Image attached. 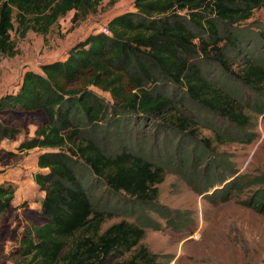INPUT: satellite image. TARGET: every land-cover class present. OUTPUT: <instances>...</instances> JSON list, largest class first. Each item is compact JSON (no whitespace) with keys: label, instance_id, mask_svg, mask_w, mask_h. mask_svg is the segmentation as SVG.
I'll return each instance as SVG.
<instances>
[{"label":"trees","instance_id":"1","mask_svg":"<svg viewBox=\"0 0 264 264\" xmlns=\"http://www.w3.org/2000/svg\"><path fill=\"white\" fill-rule=\"evenodd\" d=\"M102 1L0 0V55L16 52L11 37L15 23L21 36L29 30L46 34L67 12L74 10L75 16L95 12ZM263 6L264 0H134L133 10L108 20L109 34H88L64 58L42 64L40 72L26 70L16 90L0 95V141L14 140L21 133L3 120L4 114L43 115L33 136L18 144L20 150L48 149L37 159L38 168L44 171L34 174L35 183L44 191L40 214L45 222L25 229L19 241L18 255L26 264H106L133 249L138 251L129 259L113 264H156V254L140 244L145 233L142 225L122 219L102 228L104 211L95 208L81 176L88 171L110 195L152 202L164 169L144 152L126 148L105 152L89 133L101 129L112 109L125 121L134 117L144 123L147 118L161 117L174 130L193 138L195 121L175 113L180 105L159 89L168 83L182 87L186 100L205 114L224 121V130L215 131L219 142L228 135L239 138L245 133L246 139L241 140L252 142L256 134L247 131L253 128L247 108L264 111V58L239 52L241 63L234 68L218 43L225 37L240 51L238 39L228 29ZM200 32L214 37L216 61L229 78L253 93L251 102L202 75L193 62L200 52L208 55ZM90 87L108 92L112 105ZM179 100L185 104V99ZM246 178L249 182L247 176L236 175L226 189H239ZM258 178L264 183V175ZM15 192L14 184H0V215L16 207ZM246 205L264 213V190L257 189Z\"/></svg>","mask_w":264,"mask_h":264},{"label":"rangeland","instance_id":"2","mask_svg":"<svg viewBox=\"0 0 264 264\" xmlns=\"http://www.w3.org/2000/svg\"><path fill=\"white\" fill-rule=\"evenodd\" d=\"M133 9L134 0H103L95 12H78L77 16L74 10L67 12L46 34L29 30L21 36L15 23L11 37L16 52L13 56L0 55V95L16 90L26 70L40 72L42 64L64 58L75 42L99 32L111 17ZM227 32L238 39L240 51L233 49L225 37L218 47L222 48L224 58L232 60L234 68L239 67L242 55L264 58V6ZM199 35L207 43L208 55L200 52L193 62L202 75L238 93L243 101L251 102L253 93L229 78L216 61L214 37L205 32ZM90 88L112 105L108 92ZM159 89L172 95L180 105L175 113L188 115L195 121L194 136L174 130L161 117L147 118L144 123L134 117L125 121L119 119L116 110L110 109L101 129L91 131L89 137L105 152L115 153L124 148L144 152L165 173L156 185L158 193L154 200L140 202L123 194L110 195L102 184L91 179L88 171L83 172L81 177L95 208L104 211L102 228L122 219L142 225L145 233L140 244L156 254V264H264V213L246 205L257 189L264 190V183L258 178L264 175V111L251 112L247 108L253 123V128L247 131L256 134L252 142H243L247 133L239 138L228 135L224 142H219L215 131L224 130V121L205 114L196 103L186 100L180 86L163 83ZM179 99H185V104ZM2 118L20 128L21 133L14 140L0 141V184L12 183L16 187L13 202L16 207L0 215V264H26L18 255L19 241L25 229L45 222L40 214L44 191L35 183L34 174L44 171L38 168L37 159L48 149L20 150L18 144L33 136L35 128L43 122V115L8 112ZM236 175H245L250 181L246 178L239 189L230 190L228 186L226 189ZM137 251L133 249L106 264L129 259Z\"/></svg>","mask_w":264,"mask_h":264},{"label":"built area","instance_id":"3","mask_svg":"<svg viewBox=\"0 0 264 264\" xmlns=\"http://www.w3.org/2000/svg\"><path fill=\"white\" fill-rule=\"evenodd\" d=\"M99 31L103 32V33H106V34H109L110 31H109V28L107 27V25H103L100 27Z\"/></svg>","mask_w":264,"mask_h":264}]
</instances>
